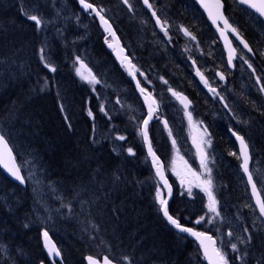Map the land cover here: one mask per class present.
Masks as SVG:
<instances>
[{
	"label": "trees",
	"instance_id": "obj_1",
	"mask_svg": "<svg viewBox=\"0 0 264 264\" xmlns=\"http://www.w3.org/2000/svg\"><path fill=\"white\" fill-rule=\"evenodd\" d=\"M54 1L52 0L53 3ZM65 1L63 11L60 12L61 8L58 6L59 16L64 14L63 23L61 26L57 25L58 30L53 28L51 31V33L56 32L49 46V55L51 54L50 57L56 69L53 72L45 66L46 61L41 59L42 56L44 57V51L41 52L44 45L40 26L27 16L18 17V13L16 14L19 8L22 11L25 9L22 7L24 3L32 8L40 7L41 9L45 6L50 7L51 0H0V131L7 137L16 152L20 154L26 151L33 154L44 169L46 180L55 184V187L62 192V200L57 202L56 210L59 213L54 226L62 229L67 235V242L56 240L63 253V264H75V262L85 264L84 258L87 255L97 258L106 255L120 264H206L200 251L196 255L193 254L196 248L195 243L179 238L162 220L160 205L156 199L158 190H155L156 181L150 167L143 166L146 160L145 151L137 152L131 157L126 153L116 152L110 145L95 138V122L93 121L97 113L95 96L86 83L73 75L70 60H67L64 54L65 45L73 44V42L68 39L69 32H66L67 29L65 30L62 25L67 24L66 21L72 20L74 16V19L79 17L77 1ZM87 1L100 8L106 6L108 13L110 7L107 3L110 1L111 9H114L112 10L119 19L112 18L110 15L106 16L114 25L118 20L124 28L123 23L126 24L128 19L139 23L138 18L133 16L126 5L119 0ZM163 1L168 2L165 6L173 11L178 24L189 29L199 40L201 39L204 49H207L201 32L202 28L209 30L210 28L195 4L191 0H159L162 3ZM178 1L180 4L190 5L192 13H188L187 8L183 4H178ZM223 1L226 6V16L230 22L240 30L252 48L264 50V46H260L263 42L261 36L251 21V18L255 17L238 6L235 0ZM10 4H13L14 8ZM16 6L18 8L15 10ZM40 9L34 13L25 10L41 18L44 16L40 15ZM73 11L76 12H74L75 15ZM255 19L257 24L264 28V24ZM70 23V26L73 25L72 22ZM19 26L22 27L19 28ZM59 26L63 28V32H66L65 38L59 36ZM114 28L123 46H129L128 33L126 35L123 33L128 30L122 31L116 25ZM147 35L148 32L142 29L144 44H147ZM138 37L141 38V35ZM98 42L101 40L98 39ZM10 43L11 47H9ZM93 49H95L94 55L97 61H100L106 67L105 69L110 70L117 80L123 79L125 86L131 88L129 80L116 67L103 44L99 43ZM102 51L104 54L101 53ZM152 52L148 51V54L151 53L149 56L144 53V59L150 63V66L155 67V70L158 71V67L160 68L162 82L167 81L172 88L177 86L191 94L194 100H201L186 67L180 70L164 69L162 54L159 58ZM257 54L259 56L255 62L264 70V56L262 53ZM142 65L147 71L148 65L146 66L145 62H142ZM123 80L122 83H124ZM131 91L135 99L140 102L132 89ZM250 114L260 117L258 112ZM225 136H222V144L226 145L227 141L232 144L230 137L228 139V136ZM135 147V150H138V146ZM158 148L160 146L156 144L155 149ZM110 184H112L111 187ZM28 189L19 188L0 172V241L3 243L7 241L9 246H6L12 254L14 245L21 243L23 255L19 256L18 264L43 262L48 264L38 234H35V239L33 235L29 238L30 231L27 233L19 225L27 210L28 200L25 194ZM139 192L142 194L139 195ZM222 195L221 197H224L226 201L233 198L234 201L241 202L233 193H229L228 197L226 194L222 193ZM174 199H178L176 195ZM175 201L170 205V212L180 221L184 223V219H190L188 217L197 218V208L192 209V204L188 207L179 200V202ZM60 207L63 209H59ZM185 208L195 215L189 214L188 209ZM69 238L74 240H68ZM23 246L27 250H24ZM72 252H75L73 258ZM26 253L28 254L25 255ZM125 257L128 259L125 260ZM193 259L197 260L196 263ZM0 264L8 263L0 259Z\"/></svg>",
	"mask_w": 264,
	"mask_h": 264
},
{
	"label": "rangeland",
	"instance_id": "obj_2",
	"mask_svg": "<svg viewBox=\"0 0 264 264\" xmlns=\"http://www.w3.org/2000/svg\"><path fill=\"white\" fill-rule=\"evenodd\" d=\"M119 2L124 3L130 13L131 11L134 12L135 17L138 18V22L140 21V23L132 20L131 22L129 21L130 23L127 22L128 25H131L129 27L123 23L125 28H122L121 22L117 20L115 25L122 31L128 30L123 33L125 35L128 33L127 38L130 39L128 42L129 46L126 48L130 52L131 58L133 59L135 65H138L144 72L146 70L144 69L142 62H145L146 66L148 65L147 73L150 75L151 80H148L147 82L148 84H153V82L155 83L154 90L156 91L154 93V98L156 97L158 100H156L157 116L155 115L154 119H156V117L159 118L160 124L159 120H157L150 125V128L152 129V131L150 129L149 132L150 141L154 149L156 144L157 146L162 147L161 144H163V142L165 143L166 148L163 147V149H166L169 152V158H166L164 155L163 161L165 163V172L174 186L176 196L180 199L179 201L184 204H187V202L192 204V209L193 207L196 209L200 206L199 210H197L198 212H196V219L197 221L200 220L201 217H204V219L200 220V223H196V221L195 224L203 226V228L208 227L213 231L215 237L219 240V250L225 255L226 259H228L229 264H246L251 258H254V261L258 259L256 264H264V262H262L264 261V220L261 218L258 211H256L254 204L251 201L249 189L246 184L247 181H245L246 179H244L240 170L238 152L237 150L235 151L236 147L231 145L230 142H227V149L222 148V150H220L222 144L220 145L218 140H205L202 130V133L199 136L201 138V140L199 139V142H203L208 152L207 157H205L204 164L202 165L192 146L193 142H195V129H199L200 123L203 122V120L205 121L206 126L210 130H214L215 133H218V129L215 127H222L225 130L229 127H233L240 131L245 138H247L246 140L248 144H251L250 147L252 148L253 162L250 171L264 199V134H262L264 133V111L262 113L261 111L259 112L260 117H254L253 115L248 114L246 111L247 108L243 105L247 101H250L251 106L248 108L258 107L259 109L264 110V75H257L256 73L259 71L255 69L250 59L243 52H240L239 58L234 67L235 73L239 76L238 79L240 81L238 80V83L235 82L234 89L226 87L219 96L202 99L200 102L203 104L199 102L200 104L196 106L194 111H184L178 104L177 105L180 109H177L176 101L172 99V102L169 99L170 89L165 87V84L163 83L164 80L162 82V78L160 79V68H158L159 72L155 70V67L150 66V63L145 61L144 55H142L144 53L148 55V51H146L147 46L146 44L144 45L143 42L145 41L142 40V29L148 32L146 37L148 38L147 45H150L148 50L153 51V55L157 54L159 57L160 54H162L165 58L163 60V64H165L163 66L164 69L173 68L180 70L181 68L187 67L191 72V76L192 69L189 64V60L190 58L195 60V56L191 48L193 43L192 36L186 34L187 30L179 26L180 24H178L173 11L166 7L165 3L157 0H148L147 4L144 0H127V2H125V0H119ZM54 3L55 4H53L51 0L50 5L53 4L54 6L45 12L40 13V15L44 17H39L42 21L40 28L43 34L41 36L46 38L43 40L45 41L44 46L46 48H48L47 44L50 46L52 38L56 36L54 35V32L51 33V29L54 28L55 30H58V27L56 26L58 25L59 20L64 19V14L61 15V17L59 16V13L63 11L62 8L65 7L66 1L55 0ZM178 3H180V1H178ZM107 4L108 7H110L109 13L106 8L101 7L100 9L105 15H110L112 18L119 19V17L115 16V12L113 11L114 9H111L110 3L108 2ZM181 4L187 8L188 13H192L190 5L187 3ZM149 5H151V7H149ZM58 6L61 8L59 13ZM153 13H155L160 20V28L155 23V16ZM48 17H52V19H48ZM55 21L57 23H55ZM70 21L78 26L77 29L75 26H71L72 28L70 27L71 29L69 28L67 31L70 33L69 38L74 40H72L73 44L70 43L69 45H65L64 54L65 58L70 60V68L74 73L73 75L77 76L81 81L86 83L95 96L97 103L95 106L97 113L93 117V121L95 122V138L101 142H106L108 139H111L112 141H109V143L112 142V144L117 147L119 145L126 144L127 152L130 148L127 142L131 140L130 143L133 144L137 140L139 142V146L137 147L138 150H135V155L137 152L141 153L145 151L146 160L144 159L145 161H142L143 166L145 165L146 168L150 167L151 173L156 181V187H158V190L163 194L164 198L167 199V195L165 193L166 191L160 187V184L155 177V173L148 157V149L144 142L142 125L143 121L147 119L148 114L143 102L141 100L138 102L135 99L131 88L129 86H125V81L123 79L117 80L110 70L105 69L106 67L100 61H97L94 55L93 48L95 45L93 46V44L96 39H100L105 45L110 43V40L107 38L104 39L105 36H103L100 32L99 26L92 14L84 15L79 12V17H77V19L73 18ZM251 21L254 23L256 30L261 36L263 41L261 46H264V28L257 24V20L255 18L252 17ZM66 22H68L69 25V20ZM63 25H65L64 29H67L66 27L68 25ZM115 25L113 24V26ZM78 27L79 29L85 28L86 39L88 38L87 40L84 41L83 39H80L81 36H79L80 31ZM203 29L204 28H202V34ZM61 30L62 29H60V31ZM61 32H63V30ZM138 35H141V38H139ZM65 37L66 33L62 36V38ZM152 38L154 42L151 40ZM216 42L218 43L217 38ZM202 47L204 48L203 44ZM143 48L145 50H143ZM150 48L152 49L150 50ZM214 48L215 47H211L210 50L204 49L205 51L199 50L198 56H196V62L199 65V69L204 75H206L207 78L210 80L212 79L211 82L219 71V68H217L219 65L223 68L222 70H227V66L224 64V61L222 63L223 55L221 50H214ZM155 49H157V51H155ZM262 50H259V52L264 54ZM139 51L142 52V54L139 53ZM43 55L44 61L55 67L51 57L47 53V49L43 52ZM81 62L85 67H81ZM249 65H251V67H249ZM77 69H80L84 75H88L90 71L91 76H94L95 80L99 81V83H89L88 81L81 79V76L77 73ZM122 73L124 77L128 79L127 71H122ZM227 74L230 75L229 72H227ZM137 78L141 80L140 76H137ZM122 80L124 83H122ZM174 80L176 81L177 79ZM253 87L257 88L259 91V96L256 98L254 91L252 92ZM196 88L199 89L200 87L198 86ZM233 95L236 96V99ZM158 110H162L163 117H159L160 112ZM161 128L165 130H162ZM243 129L245 132L247 130V132L244 133ZM220 133H223L222 130ZM119 137H124V139H119ZM248 139L251 141H248ZM173 141H175V143H173ZM208 141L211 143L209 144ZM254 152L255 154H253ZM214 153H216V155H214ZM231 153L237 154L233 155ZM28 154L29 153L26 152L20 153L22 162L19 161L28 182V188L30 190L29 201L32 202L30 214L27 206L28 213L25 216V218L28 217L27 223L31 225L30 229L26 226V228H28L26 232L30 231L28 237L31 238V235H33L35 239V234L37 233L39 239L42 240V233L38 232L37 227H45V229H47L56 238V240L67 242V235L64 234L63 230L54 226L56 219L55 210L58 208L57 201L62 200L61 196L54 185L46 180V173L37 158L33 157V154ZM126 154H129L132 157L134 155L133 149L131 154L129 152ZM25 155H27L26 158ZM227 157L231 159L229 160ZM233 163L235 165H233ZM225 168L228 169L226 170ZM177 173H179V175H177ZM209 178L211 179V190L216 197L220 193L226 194V197L229 196V193H233L234 195L239 194L238 198L242 203H239V206V201H234V204L230 203L233 201V198H229L228 201L230 202L227 201L228 205L222 204L221 206L223 207H221V203L215 199L217 201L216 208L219 215L217 216L215 213L210 212L208 209L209 197L208 193L205 191V188L207 187L206 181H208ZM55 194H59V196ZM195 195H198V197L196 198ZM47 199H50V202ZM189 204H187V206H189ZM240 204L244 205L241 206ZM230 205H233L234 208L233 206H231V208ZM227 207L231 211H227L228 209H225ZM59 209L62 210L63 207H60ZM188 213L195 215L189 211ZM229 233H231V235H229ZM26 240H28V238ZM232 244L236 245L235 251L231 247ZM14 248L19 254H21V243L14 245ZM256 249L258 251H256ZM24 250L27 249L24 247ZM193 251L196 255L200 250L196 247ZM27 254L28 253L25 255ZM254 254H256V257ZM5 257L8 258L9 253L8 255L6 254Z\"/></svg>",
	"mask_w": 264,
	"mask_h": 264
},
{
	"label": "bare ground",
	"instance_id": "obj_3",
	"mask_svg": "<svg viewBox=\"0 0 264 264\" xmlns=\"http://www.w3.org/2000/svg\"><path fill=\"white\" fill-rule=\"evenodd\" d=\"M98 1H100V0H98ZM104 1V0H103ZM113 1V0H112ZM157 1H159V0H157ZM167 1V0H166ZM97 2V1H96ZM110 2V1H109ZM24 3V2H23ZM25 3H27L26 1H25ZM23 4L22 5V7L23 8H25V9H27L28 11H30V12H35L37 9L39 10L40 9V7L39 8H37V7H34V8H32V6H28V4ZM58 3V2H57ZM102 3V2H101ZM157 3H159V2H157ZM163 3H166V2H163ZM168 3V2H167ZM166 3V4H167ZM53 4H55V3H53ZM53 4H51V6L50 7H46L45 6V8H41L40 10H41V12L40 13H43V12H45L46 10H48V9H50V8H52L54 5ZM160 4V3H159ZM158 4V5H159ZM162 4V3H161ZM178 4H180V3H178ZM11 5V4H10ZM13 5V4H12ZM11 5V6H12ZM16 5V4H15ZM102 5V4H101ZM176 5V4H175ZM181 5V4H180ZM161 6V5H160ZM164 6V5H163ZM4 7V6H3ZM7 7H9V6H7ZM13 7V6H12ZM20 7V6H19ZM14 8V7H13ZM16 8H18L17 6L15 7V10H16ZM57 8V7H56ZM105 8H106V6H105ZM142 8V7H141ZM160 8V7H159ZM162 8V7H161ZM165 8V7H164ZM8 9V8H7ZM11 9V8H10ZM25 9H23V11L19 8L18 10H16L15 12H16V14L18 13V17H21V16H30V15H32V14H30V12L28 13ZM108 10V9H107ZM5 12L6 11H11V10H4ZM26 11V12H25ZM77 11H78V9H77ZM74 12L75 11H73V14H74ZM117 12H119V11H117ZM122 12V11H121ZM120 12V13H121ZM136 12H137V10H136ZM58 13H59V11H58ZM76 13V12H75ZM79 13V12H78ZM179 13V12H178ZM73 14H71V15H73ZM83 14V13H82ZM122 14V13H121ZM63 15V14H62ZM75 15V14H74ZM182 15V14H181ZM14 16H16L15 14H14ZM57 16H58V14H57ZM56 16V17H57ZM82 16V15H81ZM123 16H125V14L123 15ZM52 17H54V16H52ZM62 17V16H61ZM64 17V16H63ZM77 17V16H76ZM186 17V16H185ZM51 18V17H50ZM55 18V17H54ZM66 18V17H65ZM73 18V17H72ZM74 18H75V16H74ZM17 19V18H16ZM77 19V18H76ZM125 19V18H124ZM179 19V18H178ZM188 20V19H187ZM11 21V20H10ZM14 21V20H13ZM63 20H61V23H63L62 22ZM65 21V20H64ZM128 21H129V19H128ZM127 21V22H128ZM180 21V20H179ZM70 22H72V21H69V24H70ZM127 22H126V25L129 27V26H131V25H128L127 24ZM131 22V21H130ZM130 22H128V23H130ZM46 23V22H45ZM49 23H51V22H49ZM55 23H57L56 21H55ZM61 23H60V26H61ZM67 23V25H68V22H66ZM77 23V22H76ZM133 23V22H132ZM139 23H140V21H139ZM190 23H191V21H190ZM59 24V23H58ZM75 24V23H74ZM73 24V25H74ZM82 24V23H81ZM186 24V23H185ZM191 24H193V23H191ZM56 25V24H55ZM66 25V26H67ZM73 25H71L72 27H73ZM133 25H135V24H133ZM202 25V24H201ZM59 26V28L61 29V27ZM63 27L65 26V25H62ZM70 25H69V28L71 27ZM76 26V25H75ZM78 26V25H77ZM77 26H76V29H77ZM20 27H22V26H19V28ZM52 27V26H51ZM50 27V28H51ZM57 27V26H56ZM71 27V28H72ZM204 27V26H203ZM67 28V31L69 30V28L68 27H66ZM70 28V29H71ZM125 28V27H124ZM24 29V28H23ZM27 29H28V27H27ZM78 29H79V27H78ZM87 29H88V27H87ZM52 30V29H51ZM62 30H63V28H62ZM61 30V31H62ZM66 30V29H65ZM75 30V29H74ZM195 30V29H194ZM22 31V30H21ZM50 31V30H49ZM60 31V32H61ZM66 31V32H67ZM76 31H78V30H76ZM75 31V32H76ZM79 31H80V35L79 36H81V38L80 39H83L84 41L85 40H87L86 39V34H85V28H81V29H79ZM78 31V32H79ZM23 32V31H22ZM66 32H61V33H58L61 37L66 33ZM71 32H72V30H71ZM208 32V33H207ZM54 33H56V32H54ZM73 33V32H72ZM202 33V32H201ZM70 34V33H69ZM51 35H53V34H51ZM73 35H75V34H73ZM54 36V35H53ZM76 36V35H75ZM77 37V36H76ZM3 39V38H2ZM46 38L44 37V36H42V44L44 45L45 44V41H43V40H45ZM69 40H74V39H70V38H68ZM203 39H204V41H205V44H206V47H207V50H210V48L211 47H215L214 48V50H219V46L217 45V42H216V38H215V35L210 31V30H208V29H203ZM82 40V41H83ZM147 40H148V38H147ZM150 40V39H149ZM151 40H153V38L151 39ZM150 40V41H151ZM201 40V39H200ZM10 41H14V40H12V39H10ZM154 41V40H153ZM5 43L7 42V40L6 41H4ZM9 42V41H8ZM73 42V41H72ZM12 43V42H11ZM11 43H10V46L9 47H11ZM99 43H102L103 44V42H98V39H96L95 40V43H94V45L96 46V45H99ZM150 44V43H149ZM4 45H6V44H4ZM145 45V44H144ZM7 46H8V44H7ZM146 48H148L149 46L146 44ZM260 46H261V43H260ZM47 47L48 48H46L45 46H44V49H43V51H45L46 49H47V53L49 54V45L47 44ZM99 47V46H98ZM98 49V48H97ZM100 49V48H99ZM152 48H150V50H151ZM95 50V49H94ZM93 50V52H95ZM143 50H145L144 48H143ZM142 50V51H143ZM153 50H154V46H153ZM99 51V50H98ZM101 51V50H100ZM147 51H149L148 49H147ZM155 51H156V49H155ZM104 51H102L101 53H103ZM140 52V51H139ZM150 52V51H149ZM242 52V51H241ZM153 53V52H152ZM211 53V52H210ZM209 53V54H210ZM257 53H260L259 52V50H258V48H257V50H256V48L254 49L253 48V55H252V57L250 58V61H251V63H252V65L255 67V69L256 70H258L259 72H257L256 74L257 75H259V76H261V74H263L264 75V70H262L261 69V67H260V65H258V64H256V60H258V56H259V54H257ZM97 54V53H96ZM99 54H100V52H99ZM104 54V53H103ZM141 54H142V52H141ZM208 54V55H209ZM143 55V54H142ZM149 55H151V53H149L148 54V56ZM208 55H206V56H208ZM263 56H264V54H262ZM50 56V55H49ZM97 56V55H96ZM99 56V55H98ZM97 56V57H98ZM102 56V55H101ZM104 57V56H103ZM103 57H101V58H103ZM176 58H177V56H176ZM162 59H165V58H162ZM161 59V60H162ZM174 59V58H173ZM206 59V58H205ZM205 59H203V60H205ZM52 60V59H51ZM261 60V59H260ZM163 61V60H162ZM53 62V61H52ZM208 63V62H207ZM46 64H48V63H46ZM54 64V63H53ZM55 65V64H54ZM51 66L53 67V65L51 64ZM158 67V66H157ZM159 68V67H158ZM230 73V75L228 74V82L226 81L225 82V86L226 87H231V88H235L234 86H235V82L236 83H238V78H239V76H237L236 75V73H235V71H232V72H229ZM242 77V76H241ZM247 79V78H246ZM240 81V80H239ZM249 81V80H248ZM251 81V80H250ZM194 86V85H193ZM195 89H196V87H194ZM234 91H236V90H234ZM254 91V95H255V98L256 97H258L259 96V91L257 90V88H252V92ZM191 95V94H190ZM198 95V94H197ZM196 95V96H197ZM200 95H201V93H200ZM60 96H62V95H60ZM63 97V96H62ZM204 97V96H203ZM233 97L235 98L236 96H234L233 95ZM59 98H61V97H59ZM72 98V97H71ZM193 98V97H192ZM200 98V97H199ZM195 99V98H194ZM236 99V98H235ZM202 101V100H201ZM206 101V100H205ZM69 102V101H68ZM197 102V101H196ZM236 102V101H235ZM243 102V101H242ZM201 104H203L202 102H200ZM199 103V104H200ZM244 106H245V108H247L246 109V111L248 112V114H250L251 112H260L261 111V109H259L258 107L257 108H248L249 106H251V102L250 101H247L246 103H244L243 104ZM202 106V105H201ZM199 107H200V105H199ZM206 111H207V109H206ZM261 113H262V111H261ZM251 115V114H250ZM216 126V125H215ZM240 126V125H239ZM160 127H161V125H160ZM221 127V126H220ZM215 128H217V127H215ZM222 128V127H221ZM220 128V129H221ZM150 126H148L147 127V132H148V134H149V132H150ZM162 130H165V129H163V128H161ZM245 129V128H244ZM244 129H243V131H244ZM151 131H152V129H151ZM217 131V130H216ZM221 131V130H220ZM142 132H144V125H142ZM223 132V131H222ZM246 132H247V130H246ZM245 131H244V133H246ZM0 134H2L4 137H5V139L7 140V142H8V145L10 146V148H11V150H12V152H13V154L15 155V157L19 160V161H21V159H22V157H21V155L18 153V152H16L15 151V149H14V147L11 145V143L9 142V140L7 139V137L0 131ZM218 133H216V135H217ZM220 134V133H219ZM218 134V135H219ZM223 134V133H222ZM262 134H264V133H262ZM217 135V136H218ZM225 135V134H224ZM96 136V135H95ZM218 138V137H217ZM221 139H222V137H220ZM224 138V137H223ZM225 139V138H224ZM247 139V138H246ZM263 139V138H262ZM217 140V139H216ZM227 140V139H226ZM250 139H248V141H249ZM109 141H112L111 139H108L105 143H107L108 145H110L111 147H112V149L113 150H115L116 152H119V153H128L127 152V145L125 144H122V145H119L118 147L117 146H115V145H113L112 144V142L111 143H109ZM220 141V140H219ZM224 141V140H223ZM251 141V140H250ZM216 142V141H215ZM228 142V141H227ZM226 142V143H227ZM232 142V141H231ZM128 143V146L130 147V148H132L133 149V151H134V156H135V146H139V142L136 140L133 144H131L129 141L127 142ZM219 143V142H218ZM251 143V142H250ZM164 144V145H163ZM163 144H161V146L162 147H160V148H158V149H156V150H153L154 151V153L157 155V156H160V159H164V155L166 156V158H169V152L166 150V149H163V147L164 148H166V146H165V143L163 142ZM216 144V143H215ZM220 144V143H219ZM218 144V145H219ZM217 145V144H216ZM232 145V144H231ZM251 145V144H250ZM114 146H115V149H114ZM220 147V146H219ZM222 147V146H221ZM220 147V148H221ZM233 147V146H232ZM218 148V147H217ZM226 148V147H225ZM254 148V147H253ZM36 149V148H35ZM213 149H214V147H213ZM30 150V149H29ZM40 150V149H39ZM220 150H222V149H220ZM251 150H252V148H251ZM31 151V150H30ZM37 151V150H36ZM231 151V150H230ZM234 151V150H233ZM254 151V150H253ZM24 152H26V151H24ZM23 151L21 152V153H24ZM32 153H34L33 151H31ZM38 152V151H37ZM36 152V153H37ZM26 153H29V152H26ZM160 153H161V155H160ZM217 153V152H216ZM216 153H214V155H216ZM221 153V152H220ZM224 154H226L225 152H223ZM35 154V153H34ZM38 154V153H37ZM40 154H41V152H40ZM232 154V153H231ZM237 154V153H236ZM253 154H255V152L253 153ZM29 155V154H28ZM32 155V154H31ZM31 155H30V157H31ZM218 155V154H217ZM223 155V154H222ZM26 156L27 155H25V158H26ZM37 156V155H36ZM39 156V155H38ZM231 156V155H230ZM33 157H35L34 155H33ZM224 157V156H223ZM254 157H255V155H254ZM216 158V157H215ZM219 158V157H218ZM226 158V157H225ZM229 157H227V159H228ZM220 159V158H219ZM231 158H229V160H230ZM24 160H26V159H24ZM255 160V159H254ZM224 161V160H223ZM22 162V161H21ZM228 162V161H227ZM232 162V161H231ZM235 162V161H234ZM219 163H220V161H219ZM222 163V162H221ZM225 163V162H224ZM226 164H228V163H226ZM17 165H18V167L20 168V173H21V176H23V178H24V182H23V185H19L18 183H16V182H14V181H12L11 179H9L6 175H5V173L2 171V169L0 168V172L3 174V176H5L9 181H11L13 184H15L16 186H18L19 188H21V189H27L28 188V182H27V179H26V176H25V174H24V171L22 170V168H21V166H20V163H17ZM219 165H221V164H219ZM233 165H235L234 163H233ZM224 166V165H223ZM229 166V165H228ZM236 166H237V164H236ZM228 168H230V167H228ZM228 168H225L226 170L228 169ZM236 170H237V168H236ZM234 179V178H233ZM113 182V181H112ZM109 183H110V181H109ZM52 184V183H51ZM111 185L112 184H110V187H111ZM155 185V184H154ZM51 186V185H50ZM103 186V185H102ZM106 186V185H105ZM53 187V186H52ZM54 187H55V184H54ZM53 187V189L55 190V188ZM108 187V186H107ZM107 187H104L105 189L107 188ZM102 188V187H101ZM103 188V189H104ZM131 188H133V187H131ZM135 189V188H134ZM158 189V187H155V190H157ZM56 190L59 192V194H60V196L62 197V192H61V190L59 189V188H56ZM1 191V190H0ZM53 191V190H52ZM101 191H102V189H101ZM105 191V190H104ZM132 191H133V189H132ZM131 191V192H132ZM144 191V190H143ZM143 191H141L142 193H143ZM24 192V191H23ZM49 192V191H48ZM53 192H55V191H53ZM147 192H149V191H147ZM177 192H178V190H177ZM18 193V192H17ZM29 193H30V190L28 189V192H26V194H25V197H27V200H28V209H29V214H30V211H31V206H32V202L31 201H29V199H30V195H29ZM141 193V194H142ZM154 193V192H153ZM14 194V193H13ZM59 194H55V195H58L59 196ZM140 194V192H139V195H141ZM148 194V193H147ZM150 194V193H149ZM148 194V195H149ZM224 194V193H223ZM49 195V194H48ZM48 195H47V197H48ZM51 195V194H50ZM154 195V194H153ZM176 195V194H175ZM239 195V194H238ZM238 195H237V197L236 198H238ZM17 196V195H16ZM147 196V195H146ZM221 196H223L221 193L220 194H218L217 195V200L221 203L220 204V206L222 205V204H227V201L224 199V197H221ZM21 197V196H20ZM45 197V196H44ZM143 197V196H142ZM179 197H180V195H179ZM183 197V196H182ZM52 198V197H51ZM139 198H141V197H139ZM148 198H149V196H148ZM147 198V199H148ZM175 198V196H171V198H170V202H173L174 200H176L177 202H179L178 200H180V199H174ZM178 198V197H177ZM222 198V199H221ZM20 199V198H19ZM59 199H60V197H59ZM145 199V198H144ZM169 199V196L167 195V200ZM239 199V198H238ZM44 200V199H43ZM48 200V199H47ZM50 200V199H49ZM48 200V201H49ZM56 200V199H55ZM142 200V199H141ZM146 200V199H145ZM222 200V201H221ZM32 201H33V199H32ZM60 200H58L57 202H59ZM175 201V202H176ZM241 201V200H240ZM16 202V201H15ZM50 202V201H49ZM52 202V201H51ZM148 202V201H147ZM181 202V201H180ZM185 202V201H184ZM228 202H230V201H228ZM233 202H234V200H233ZM233 202H230V203H233ZM239 203H242V202H238V206H239ZM252 203L254 204V207H255V209H256V211H257V209H258V206L255 204V202H254V200H253V198H252ZM56 204V203H55ZM181 204V203H180ZM187 204H189V202H187ZM234 204V203H233ZM54 205V204H53ZM52 205V206H53ZM178 205V204H177ZM191 205V204H190ZM228 205V204H227ZM241 205V204H240ZM242 205H244V204H242ZM241 205V206H242ZM55 206V205H54ZM179 206V205H178ZM185 206V205H184ZM231 206H233V205H230V207ZM237 206V205H236ZM188 207H190V206H188ZM198 207V206H197ZM221 207H223V206H221ZM183 208V207H182ZM199 208H200V206H199ZM199 208H197V210H199ZM232 208V207H231ZM233 208H234V206H233ZM236 208V207H235ZM242 208V207H241ZM176 209V208H175ZM186 209V208H185ZM188 209V208H187ZM186 209V210H187ZM194 209V208H193ZM225 209H228V207L227 208H225ZM3 210V209H2ZM178 210V209H177ZM181 210H183V209H181ZM242 210V209H241ZM259 210V209H258ZM188 211H189V209H188ZM227 211H231V210H227ZM236 211H237V209H236ZM245 211V210H244ZM243 211V212H244ZM55 212H56V214H55V217L57 218V215H58V213H59V211H57V210H55ZM198 212V211H197ZM201 212V211H200ZM240 212V211H239ZM27 213H28V211L27 210H25V214H24V216H23V219H22V221H20V223H19V225L23 228V229H25V230H27L28 228H26V226L27 227H29V229L31 228V225L30 224H28L27 222V220H28V217L27 218H25V216L27 215ZM187 213V212H186ZM226 213V212H225ZM127 214V213H126ZM160 214H161V216H162V220L165 222V224L169 227V228H171L170 226H169V224L167 223V220H166V218L164 217V215H163V212L161 211V206H160ZM169 214L170 215H172L174 218H176L177 220H178V222L181 224V225H183L184 227H188V228H192V229H194L195 231H197V232H204V233H206L208 236H211L212 237V240L214 239V237H215V235H214V233H213V231L210 229V228H208V227H206V228H203V226H198L197 224H195V222L197 221V219L196 218H190V219H188V220H185L184 219V223L182 222V221H180L177 217H175L170 211H169ZM128 215V214H127ZM186 215V214H185ZM197 216V215H196ZM244 216V215H243ZM32 217V216H31ZM120 217V216H119ZM197 223V222H196ZM34 227V226H33ZM48 228V227H47ZM37 229H38V232L39 233H42V240H41V243H42V246H43V235H44V233L45 232H47L48 233V236L52 239V240H54V241H56V238L47 230V229H45V227H37ZM172 229V228H171ZM177 236H179V238H182V239H185L186 241H188V242H190V243H192L193 244V240H191L188 236L187 237H185V236H182V235H178L177 233H175ZM68 240H74L73 238H69ZM57 242V241H56ZM264 242V241H263ZM257 244V243H256ZM264 244V243H263ZM9 246V244L7 243V241H4V243L2 242V241H0V259L1 260H3V261H5V262H7L8 264H18V263H20V258H19V256H22L23 254L21 253V254H19L18 252H17V250L14 248V253L12 254L11 252H10V250H9V248L7 247V246ZM260 245V244H259ZM68 246V245H67ZM194 246L195 247H197L195 244H194ZM256 246V245H255ZM69 247V246H68ZM198 248V247H197ZM255 248V247H254ZM262 249V248H261ZM199 250H200V253H202V249H201V247H199ZM256 251H258L257 249H256ZM262 251V250H261ZM71 252V251H70ZM8 253H9V257L7 258V257H5V255L7 254L8 255ZM61 253H62V250H61ZM192 253V252H191ZM261 253H263V252H261ZM75 254V252H72L71 253V255H72V258H73V255ZM189 254H190V252H189ZM193 254H194V251H193ZM62 255H63V253H62ZM68 255H69V253H68ZM192 255V254H191ZM255 255V257H256V254H254ZM45 256H46V254H45ZM67 256V255H66ZM89 256H91V255H87V256H85V258H84V261L87 259V257H89ZM263 256V255H262ZM92 257H94L95 258V256H92ZM194 257V256H193ZM46 258H47V262H48V264H53L52 262H51V260L46 256ZM68 258V257H67ZM69 258H71V257H69ZM195 258V257H194ZM264 258V257H263ZM254 259V258H253ZM252 258L248 261V263L249 264H256V261L258 260H256V261H254ZM263 260V259H262ZM261 260V261H262ZM67 261H69V260H67ZM193 261H195L194 259H193ZM197 261V260H196ZM196 261H195V263H196ZM260 261V260H259ZM73 262H75V260L73 261ZM262 262H264V261H262ZM68 263V262H67ZM70 263H71V261H70ZM194 263V262H193ZM248 263H246V264H248ZM41 264H46V263H41ZM74 264V263H73ZM75 264H76V262H75ZM78 264V263H77Z\"/></svg>",
	"mask_w": 264,
	"mask_h": 264
},
{
	"label": "snow or ice",
	"instance_id": "obj_4",
	"mask_svg": "<svg viewBox=\"0 0 264 264\" xmlns=\"http://www.w3.org/2000/svg\"><path fill=\"white\" fill-rule=\"evenodd\" d=\"M125 2H127V0H125ZM144 2L147 4L148 0H144ZM80 3L83 5V7L85 9H92L93 11H96V14L98 16H100L101 21L106 25V31L111 32V26L108 25V22L106 20H104V17L100 15V12L97 11L91 3H87L86 0H80ZM240 3L249 5L251 8L255 9L261 16H264V0H240ZM149 7H151V5H149ZM216 7L217 8L220 7L219 0H216ZM209 14H210V16L212 15L211 11L209 12ZM217 18L223 20V23H224L226 28L230 27L227 19H224L222 15H219L218 17L214 16L213 17V23H216ZM28 19L34 21L37 26H40L42 23L41 19L37 15H30V16H28ZM157 23H160V21L158 20ZM232 31L234 33L236 32L235 29H232ZM111 34L113 36L115 35L114 33H111ZM186 34L190 35V33H187V32H186ZM221 34L222 35L224 34L223 31L221 32ZM237 37L239 38L238 34H237ZM193 39H194V37H193ZM241 43H244V41L242 39H241ZM109 46L111 47V45H109ZM244 46L246 48L248 47V45L246 43H244ZM233 51H234V49H233ZM41 52H43V49H41ZM41 59H44V57L42 56ZM230 62H231V58H230ZM45 66L48 67L53 72L56 71V69L49 64H46ZM81 67H85L82 62H81ZM249 67H251V65H249ZM77 73L81 76V79H84V80L88 81L89 83H99V81L95 80L94 76H91L90 71H89L88 75H84L80 71V69H77ZM201 78L203 79V77H201ZM221 79H223V77H221ZM137 87H140L139 81H137ZM140 91H141V93H144L145 89L141 87ZM150 95L151 94L146 95L145 99L146 100L150 99ZM173 95L177 96L179 99H181L182 103L187 101L186 97H180V95L178 93L173 92ZM152 103H155V101H153ZM185 106L187 107L186 103H185ZM152 113H153V109H152L151 104H150L149 105L148 118L143 121V125H144L143 135H144L145 139H147V125H148L149 121L152 119ZM89 115H91V112H89ZM233 135H235L236 139L240 142L241 154L244 156V163H243L242 167H243L244 171L246 173H248V171H249V169H248V152H247L248 145L246 144V142L242 136L237 135L235 132L233 133ZM119 139H124V137H119ZM173 143H175V141H173ZM208 143L210 144L211 142L208 141ZM148 151H149V154L153 158V164L157 170L156 174L161 177L165 187L168 188V193L170 195L171 194V187L168 185V181L166 179H164L163 172L161 170L162 166L159 163L158 157H156V154L152 151V147H151L150 143H149ZM128 152L131 154L132 149L129 148ZM232 154L236 155L235 153H232ZM201 164L202 165L204 164L203 159L201 160ZM0 165H2L13 177H15L21 183L24 182V178L20 174V168L15 164V160L12 156V150H11V148H9L8 142L2 134H0ZM177 175H179V173H177ZM248 181H249V183L252 184L253 194L257 195V204L259 205L260 213L262 215H264V201H262L259 198V195H258L257 190H256V184L253 183V177L251 174L248 175ZM182 183H183V181H182ZM206 184H207V187L205 188V191L208 193V197H209L208 209L210 212H213L218 216L219 212L217 211V208H216L217 201L215 200V197L212 194L211 179L210 178L208 179V181H206ZM156 199L161 206V211L163 212L164 217L167 218V220L170 224L174 225L181 232L189 233L190 235L196 237V239L200 241V245H201V247H203L204 254L209 259L210 264H229L228 259H226L225 255L219 249H216L215 247H211V252L209 251L210 246L214 245V243H215L212 240L211 236H208L204 232H197L192 228L184 227L183 225H181L178 222V220L176 218H174L172 215L169 214L168 200L164 198L163 194L159 190H157ZM203 219H204V217L200 218V220H203ZM200 220H198L197 223H200ZM229 235H231V233H229ZM44 236H45V238H47L48 233L45 232ZM231 247L234 251L236 250L235 244H232ZM48 250H49L50 254H55L56 256L60 255V252L55 248L54 245L49 247ZM87 259H88L89 264H100V261L97 260L96 258L92 257V256L87 257ZM124 259L127 260L128 258L125 257ZM103 264H112V260H110L107 256H105V257H103Z\"/></svg>",
	"mask_w": 264,
	"mask_h": 264
},
{
	"label": "water",
	"instance_id": "obj_5",
	"mask_svg": "<svg viewBox=\"0 0 264 264\" xmlns=\"http://www.w3.org/2000/svg\"><path fill=\"white\" fill-rule=\"evenodd\" d=\"M78 1V5H79V9L84 13V14H89L90 12H93L94 13V16L98 22V25L100 27V30L102 31V33L104 35H106L107 37H111L112 38V42L111 43H107L106 44V49L111 52L113 54V57L115 58L117 64L120 66V67H123V63H124V67L126 68L127 72H128V75L132 81V83L134 84V86L136 87V90H137V93L138 95L141 97L142 99V102L145 106V109L147 111V114L149 112V105L151 104V107L153 109V113H152V119L149 121L147 127L149 126V124L153 121V116H154V112H155V106H156V103H152L154 101V99L151 97L150 95V99L146 100L145 99V96L148 95V93L144 92V93H141L140 91V87H137V79L135 77V71H137L138 69L132 65L131 63V60L130 58L127 56V52L126 50L122 47L121 45V42L119 40V38L117 37L116 35V32L114 30V28L112 27V25L110 24L109 21H107L105 18L104 20H106L108 22V25L111 26V32L109 31H106V25L101 21L100 19V16H98L96 14V11H93L92 9H85L83 7V5L80 3V0H77ZM196 2V4L201 8V10L204 12V14L206 15L208 21L210 22V24L212 25V27L215 29V31L217 32L218 36H219V39L223 45V48H224V51L226 53V58H227V61H228V64L230 66V68L232 69L233 68V61L235 60L236 58V52H235V49L232 45V42L229 38V35H231L235 40L236 42L241 46V48L243 50H245L249 55H253L252 54V51L248 45V43L240 36V34L236 31L235 33L232 31V29H234V27L229 23L228 21V24L230 25L229 28H226L224 23H223V20L222 19H219L217 18L216 19V23H213V17L214 16H219V15H222L224 19H227L225 17V14H224V9H225V6L222 2V0H219V4H220V7L217 8L216 7V0H194ZM237 3L239 5H241L242 7L250 10L252 13H254L258 18H260L263 22H264V16H261L255 9L251 8L249 5L247 4H242L240 3V0H236ZM88 3V2H87ZM97 11L98 8L93 6ZM211 11L212 15L210 16L209 12ZM100 12V11H99ZM101 16H103L101 13H100ZM223 31V35L221 34V32ZM111 33H114L115 35L113 36ZM237 34L239 36V38L237 37ZM241 39L244 41V43H246L248 45V47L246 48L244 46V43H241ZM111 45V47L109 46ZM234 49V51H233ZM250 49V50H249ZM230 58H231V62H230ZM197 76V75H196ZM180 97H186L184 95H180ZM175 98L178 100V102L184 107V108H189L191 107V102L189 101V99L187 98V101L186 102H181V99H179L177 96H175ZM185 103L187 104V107L185 106ZM148 118V116H147ZM234 138H235V141H236V144H237V147L239 149V154H240V157H241V160H242V165L244 163V156L241 154V145H240V142L236 139V136L233 135ZM145 143H146V146H147V149L149 147V143L151 144L150 142V139H149V134L147 132V139H145ZM9 146V145H8ZM152 147V145H151ZM10 148V146H9ZM152 151H153V147H152ZM154 152V151H153ZM247 152H248V169L250 167V164H251V158H250V150H249V147L247 148ZM148 154H149V151H148ZM12 156L15 160V164L17 165V161H16V157L15 155L13 154L12 152ZM149 157L151 159V162H152V165H153V168L154 170L157 172L156 170V167L154 166L153 164V158L152 156L149 154ZM156 157H158L156 155ZM159 159V158H158ZM159 163L160 165L162 166V172H163V176H164V179H166L168 181V179L165 177V174H164V166L161 162V160L159 159ZM18 166V165H17ZM0 168L2 169V171L5 173V175L11 179L12 181L18 183L19 185H23V183H21L19 180H17L15 177H13L2 165H0ZM242 168V171L244 173V175L246 176V179L248 181V175L250 174V171H248V173H246ZM21 174V173H20ZM157 178L159 180V182L161 183V185L166 189L167 193H168V188L165 187L164 183H163V180L161 179L160 176L157 175ZM254 183V182H253ZM168 185L171 187L169 181H168ZM248 185L250 187V192H251V196L255 202V204L258 206V209H259V205L257 204V195L253 194V189H252V184L249 183L248 181ZM257 190V188H256ZM257 193L259 195V192L257 190ZM173 195V190H172V187H171V194L169 195L168 193V196H169V199H168V207H169V204H170V198L171 196ZM259 198L261 199L260 195H259ZM260 211V210H259ZM166 218V217H165ZM167 220V218H166ZM167 223L169 224L170 227H172L177 233H179L180 235H184V236H188L191 240H195L199 246L201 247L200 245V241L196 239V237L190 235L189 233H184V232H181L179 229H177L174 225L170 224L167 220ZM213 241L215 242L214 245H211L210 246V249L209 251L211 252V247H215L216 248V241L213 239ZM55 246V248L59 251L57 245L54 243V241L48 236L47 238H45V236L43 235V248L46 252V255L47 257L53 261L54 259H57L58 261H62V257H61V253L59 256H56L55 254H50L49 253V250L48 248L51 247V246ZM202 249V253H203V256L205 257L206 261L208 262V264H210V261L209 259L205 256L204 254V249L203 247H201ZM60 252V251H59ZM105 257V256H104ZM99 260V259H97ZM86 261V264H89L88 262V259L85 260ZM100 261V264H103V257L99 260ZM112 264H116L114 262H112Z\"/></svg>",
	"mask_w": 264,
	"mask_h": 264
},
{
	"label": "flooded vegetation",
	"instance_id": "obj_6",
	"mask_svg": "<svg viewBox=\"0 0 264 264\" xmlns=\"http://www.w3.org/2000/svg\"><path fill=\"white\" fill-rule=\"evenodd\" d=\"M227 80H228V75H227ZM209 79L206 77V85H205V87L204 86H202L201 88H202V91L204 92V94H205V97H203V96H201L200 95V93H202V92H200L199 93V96L201 97V99H206V98H212L213 97V95H220L221 93H222V91H224V88H226V86L225 87H221L220 85H219V83H218V81H216L215 82V78H213V81H212V83H211V85L212 86H210L209 87ZM228 82V81H227ZM206 88H208V91H206L205 89ZM213 89H218V92L217 93H213ZM194 107H195V103H194ZM194 107H193V109H194ZM159 111V110H158ZM194 111V110H193ZM160 112V111H159ZM158 112V113H159ZM160 117V116H159ZM157 120H159V124H160V119L159 118H157ZM231 128H233V127H229L227 130H225L224 128H219V127H217V129H218V134L220 133V130H222L223 131V133L225 134V135H227V136H229V130L231 129ZM202 130H203V135H204V139L205 140H220L219 141V143H220V145L222 144V140H221V138L220 137H222L224 134H217L219 137L217 138V135H216V133H215V131L214 130H210L207 126H206V124H205V122H201L200 123V126H199V129L197 128V129H195V133H196V136H195V142H193V144H192V146H193V149L196 151V149L199 151V152H202L203 153V151L205 152V153H207V154H205V156L206 155H208V152H207V150H206V148H205V146H204V144H203V142L201 141V142H199V139L201 140V138L199 137L200 136V134L202 133ZM224 135V136H225ZM225 138H226V136H225ZM222 147H221V149L222 148H225L226 147V145H221ZM204 149V150H203Z\"/></svg>",
	"mask_w": 264,
	"mask_h": 264
}]
</instances>
